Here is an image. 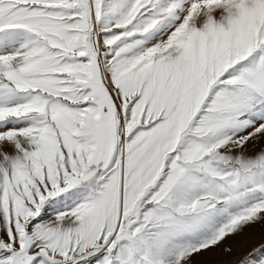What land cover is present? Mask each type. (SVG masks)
Returning <instances> with one entry per match:
<instances>
[{
	"label": "rangeland",
	"instance_id": "374dc122",
	"mask_svg": "<svg viewBox=\"0 0 264 264\" xmlns=\"http://www.w3.org/2000/svg\"><path fill=\"white\" fill-rule=\"evenodd\" d=\"M263 6L0 0V264H264Z\"/></svg>",
	"mask_w": 264,
	"mask_h": 264
},
{
	"label": "bare ground",
	"instance_id": "6f19581e",
	"mask_svg": "<svg viewBox=\"0 0 264 264\" xmlns=\"http://www.w3.org/2000/svg\"><path fill=\"white\" fill-rule=\"evenodd\" d=\"M264 7V6H263ZM126 161V158H124V163ZM122 186V185H121ZM227 216L223 213V214H219L218 213H212V215L210 216L209 220H207V223L205 225L206 228H200L197 223V225H194V227H192L191 231L189 232L190 235H194V236H198V235H203L207 230L208 231H211L212 229H214L215 227H219L221 225H223V223L225 222ZM224 230V229H223ZM223 230L222 232H220L221 234L223 233ZM183 233V232H182ZM225 233V232H224ZM188 237V236H187ZM164 239V238H163ZM162 240V239H161ZM160 242V241H158ZM157 242V243H158ZM162 244V243H161ZM163 248V247H162ZM201 248V247H200ZM161 248L158 247V252H161ZM157 252V253H158ZM163 253H165L164 251H162ZM189 253H191V249H185L183 250V254L184 255H188ZM183 255V256H184ZM203 256V255H202ZM201 257V256H200ZM169 258V257H168ZM171 258V257H170ZM205 258V257H204ZM201 259H195V260H192V261H188L187 263H185L184 261H179V258L177 257V255L173 258H171V261L170 263L172 264H198L200 262Z\"/></svg>",
	"mask_w": 264,
	"mask_h": 264
}]
</instances>
